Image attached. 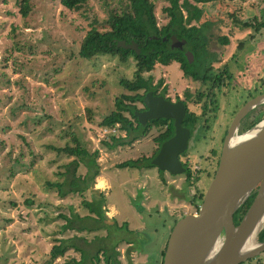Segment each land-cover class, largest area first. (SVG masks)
<instances>
[{
    "label": "rangeland",
    "instance_id": "obj_1",
    "mask_svg": "<svg viewBox=\"0 0 264 264\" xmlns=\"http://www.w3.org/2000/svg\"><path fill=\"white\" fill-rule=\"evenodd\" d=\"M154 3L163 26L168 22L163 13L168 4ZM20 4L21 0H0V264L80 261L81 254L73 248L51 258L53 246L61 240H73L89 258L106 241L105 247L117 248L121 264H153V258L160 264L175 221L197 213L202 201L191 199L197 192L205 194L213 180L234 117L245 103L264 94V0L199 5L205 12L201 21L214 24L204 34L215 59L203 69L210 68V76L222 74L221 87L185 78L178 63L158 64L143 74L159 86L158 93L174 102L185 101L200 117V127L180 156L189 172L180 175L156 167L118 168L127 160L151 157L158 149L155 138L165 126L152 127L131 145L108 149L103 144L112 135L126 136L100 123L114 109L115 99L128 93L120 82L134 78L136 62L108 55L85 60L79 50L91 25L96 21L104 30L113 11L126 9L125 4L88 0L82 10L72 12L61 0H31L26 18ZM245 23L252 27H244ZM219 37L230 43L222 45ZM263 111L264 105L256 108L251 119ZM247 123L245 118L241 132L247 131ZM72 135L89 152L99 151L101 170L88 191L61 197L47 183L63 182L66 165L74 157L58 154L50 146L64 147ZM86 172L81 164L77 174ZM101 179L103 188L98 187ZM93 192L106 197L108 225L92 231L64 230V217L89 215L83 202L90 201ZM100 259L98 264H106L102 254ZM244 264H264V253Z\"/></svg>",
    "mask_w": 264,
    "mask_h": 264
},
{
    "label": "trees",
    "instance_id": "obj_2",
    "mask_svg": "<svg viewBox=\"0 0 264 264\" xmlns=\"http://www.w3.org/2000/svg\"><path fill=\"white\" fill-rule=\"evenodd\" d=\"M168 5L163 8V13L168 18L167 24L159 26L154 0H119L127 7L121 11H113L110 17L105 22L104 30L98 27L95 21L90 30L86 33L79 50V57L85 60H91L99 55H108L117 57L121 62L127 63L130 59L136 62V71L133 79H122L120 84L128 92L122 94L115 99L114 109L103 118L100 125L102 128L117 129L118 132L125 133V137H118L112 135L109 141H104L103 144L108 149H114L120 146L131 145L135 141L147 136L152 127H162L161 132L156 138L155 142L158 144V149L155 150L151 157H141L136 160H127L118 165L120 169H143L154 168L152 160L158 154L160 147L164 142L174 136L175 128L174 122L159 119L150 121L146 126L142 125L135 115L136 111H140L139 104L142 106L145 95L148 92L157 93L158 87L153 85L152 78L145 79L143 74L145 72H152L156 65L170 66L173 63H178L184 73V77L199 82L201 84L212 83L214 87L219 88L223 85L222 74L216 76L208 75L209 69H203L207 61L215 56L211 55L207 49L208 37L204 34L209 30L212 22H202L205 12L203 7L199 5L223 4L235 1L246 2L247 0H161ZM88 3V0H61V4L72 12L82 10ZM31 12V0H21L20 13L26 18ZM202 23L198 25L197 23ZM195 24V25H193ZM198 25V26H197ZM244 27L251 28L252 25L245 23ZM175 40L182 43L181 47L176 46ZM222 45H228L230 41L227 37L218 39ZM121 42L126 45L136 44L137 50L125 48L120 46ZM193 55L191 61L187 54ZM164 93V92H163ZM162 93V95H163ZM200 99V98H199ZM187 106L186 102L183 101ZM144 107V106H143ZM251 114L246 118L248 123L246 125L249 130L258 122L264 119V111L257 114L251 119ZM200 117L194 113H188L183 126L195 132L199 128ZM245 130L241 132L244 133ZM70 143L64 147L50 146V149L56 151L58 154H66L68 157L74 159L66 165V171L63 174L65 179L63 182L47 183L50 188H57L59 195L65 197L68 194L82 195L92 187V183L100 175L101 166L98 162L99 151L89 152L86 146L76 135H72ZM83 164L87 172L85 176L78 175L77 171L80 165ZM187 168V166H185ZM189 172V169L188 171ZM188 182L191 180V173L187 174ZM198 178L195 179V182ZM68 187V190L65 188ZM257 190V189H256ZM256 190L252 193L245 204L236 212L234 221L239 225L242 218L250 208L255 196ZM200 198L203 201L204 194L196 193L191 199L194 203ZM33 202L29 200L27 204L31 205ZM89 215L81 217L79 215H72V217H64L66 225L64 230L69 231H92L94 229H101L107 224L106 217V197L103 193L93 192L90 201L83 202ZM199 207L197 209V212ZM178 220L175 221V224ZM79 240L83 241L81 238ZM258 242L264 243V229L258 235ZM88 243L86 240H84ZM83 241V242H84ZM84 242V243H85ZM168 242V241H167ZM106 241L102 242V246L98 248L96 254L89 258L88 251L79 246L73 240H61L58 245H54L51 250V258L62 257L69 248L75 249L81 254V260L76 261L71 259L65 264H98L101 262L100 254L103 255L106 264H121L118 260L119 252L117 248L110 249L105 247ZM166 246L162 251V261L166 253Z\"/></svg>",
    "mask_w": 264,
    "mask_h": 264
},
{
    "label": "water",
    "instance_id": "obj_3",
    "mask_svg": "<svg viewBox=\"0 0 264 264\" xmlns=\"http://www.w3.org/2000/svg\"><path fill=\"white\" fill-rule=\"evenodd\" d=\"M175 44L183 45L177 40ZM120 46L137 50L136 44L121 42ZM187 56L193 59L191 53ZM144 104L146 111L135 112L142 125L149 120L165 119L173 120L175 128L174 136L162 144L152 164L171 175L185 174L180 156L187 152L191 140L190 129L183 126L187 115L185 103H173L148 92ZM262 105L264 94L245 103L234 117L215 176L199 210L177 221L167 242L163 264H244L264 253V243L257 240L264 229V119L238 134L242 121ZM236 138L240 139L233 144ZM255 190L250 208L236 225V212Z\"/></svg>",
    "mask_w": 264,
    "mask_h": 264
},
{
    "label": "flooded vegetation",
    "instance_id": "obj_4",
    "mask_svg": "<svg viewBox=\"0 0 264 264\" xmlns=\"http://www.w3.org/2000/svg\"><path fill=\"white\" fill-rule=\"evenodd\" d=\"M179 47V46H178ZM194 59H192L191 61H193ZM154 95H156V96H163L167 101H170V102H173V103H176V102H178V101H176V102H174V101H172V100H170L169 98H168V96L167 95H165V94H163L162 95V93H158V91H157V93L156 94H154ZM143 104H144V100H143ZM144 107L140 110V111H138V112H144V111H146L147 110V108L145 107V104L143 105ZM187 107V114L188 113H192V112H190L189 111V108H188V106H186ZM137 112V111H136ZM250 114V113H249ZM187 116V115H186ZM161 120V119H160ZM151 121H153V120H151ZM169 121H173V120H169ZM244 121V120H243ZM243 121H242V123H243ZM150 122V120L149 121H147V123L144 125V126H146L148 123ZM174 122V121H173ZM242 123H241V126H240V128H239V131H238V134L239 133H241V129H242ZM185 127V126H184ZM187 128V127H186ZM189 129V128H188ZM228 129H229V127H228ZM228 129H227V132H228ZM191 131V130H190ZM227 132H226V134L225 135H227ZM193 133L194 132H192L191 131V138H192V136H193ZM161 148V147H160ZM160 151V150H159ZM159 153V152H158ZM157 156V155H156ZM184 164V163H183ZM184 167H185V165H184ZM186 168V167H185ZM186 171H188V168H186ZM216 173V172H215ZM215 176V175H214Z\"/></svg>",
    "mask_w": 264,
    "mask_h": 264
},
{
    "label": "bare ground",
    "instance_id": "obj_5",
    "mask_svg": "<svg viewBox=\"0 0 264 264\" xmlns=\"http://www.w3.org/2000/svg\"><path fill=\"white\" fill-rule=\"evenodd\" d=\"M239 139H240V138H236L235 140H233V144L236 143ZM104 186H105V182H104L102 179L99 180V182H98V187H99V188H103ZM252 238H253V239H252V242L255 243V242H256V241H255L256 238H255L254 236H253Z\"/></svg>",
    "mask_w": 264,
    "mask_h": 264
},
{
    "label": "crops",
    "instance_id": "obj_6",
    "mask_svg": "<svg viewBox=\"0 0 264 264\" xmlns=\"http://www.w3.org/2000/svg\"><path fill=\"white\" fill-rule=\"evenodd\" d=\"M156 261V262H155ZM153 264H159V261H158V259H156V258H153Z\"/></svg>",
    "mask_w": 264,
    "mask_h": 264
}]
</instances>
